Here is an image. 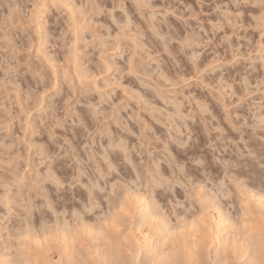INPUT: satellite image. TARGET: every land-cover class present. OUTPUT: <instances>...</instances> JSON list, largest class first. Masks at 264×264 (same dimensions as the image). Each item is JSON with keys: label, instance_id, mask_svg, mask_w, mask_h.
Masks as SVG:
<instances>
[{"label": "clouds", "instance_id": "1", "mask_svg": "<svg viewBox=\"0 0 264 264\" xmlns=\"http://www.w3.org/2000/svg\"><path fill=\"white\" fill-rule=\"evenodd\" d=\"M0 264H264V0H0Z\"/></svg>", "mask_w": 264, "mask_h": 264}]
</instances>
